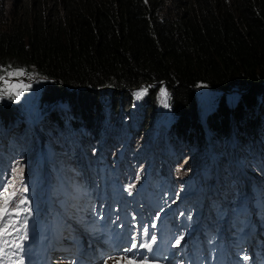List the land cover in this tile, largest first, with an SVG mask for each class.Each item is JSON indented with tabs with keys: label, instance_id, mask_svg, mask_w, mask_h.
Segmentation results:
<instances>
[{
	"label": "trees",
	"instance_id": "trees-1",
	"mask_svg": "<svg viewBox=\"0 0 264 264\" xmlns=\"http://www.w3.org/2000/svg\"><path fill=\"white\" fill-rule=\"evenodd\" d=\"M23 75L36 77L25 82L34 112L72 107L71 128L89 137L107 124L105 98L116 118L130 110L134 89L144 93L141 125L151 126L164 87L170 130L181 143L219 146L230 135L251 142L264 100V0H0V79ZM201 86L215 92L206 117L198 111ZM26 105L0 84L1 125L30 120ZM39 132L46 138V130ZM78 166L91 171L86 162ZM242 182L214 199V208L251 188L250 180ZM163 189L171 193L166 182ZM247 209L239 207L233 219L248 222Z\"/></svg>",
	"mask_w": 264,
	"mask_h": 264
},
{
	"label": "rangeland",
	"instance_id": "rangeland-1",
	"mask_svg": "<svg viewBox=\"0 0 264 264\" xmlns=\"http://www.w3.org/2000/svg\"><path fill=\"white\" fill-rule=\"evenodd\" d=\"M33 79L36 77L2 79V84L11 87L18 99L27 104L31 118L17 120L5 126L0 124V231L17 229L21 223H30L34 236L41 221L46 219L45 208L49 213L52 209H60L65 216L71 217V209L65 211L56 204L50 205L54 194L50 187L53 186L61 202H67L74 195V190H69V187L77 185V182L85 187L91 186L97 196L101 191L103 194H118L121 198L135 201L134 211L144 208L149 222L156 224L161 218L171 216L176 223L184 221L186 228L182 230L187 232L196 227L197 222L198 227L200 221H207L209 225H216L214 230L219 228V233L216 232L215 235H220L223 232V222L230 225L233 220V215L228 220L229 211H236L242 206L248 207L247 215L253 213V208L256 214L259 204L251 198L245 200L244 195L250 190H253V197L264 206V100L256 108V112L260 113L261 124L260 127L253 128L251 142L242 144L237 139L233 141V135L219 146L215 145L217 141L212 140L210 149L218 148L213 156L211 152L207 153L206 143L197 140L190 144L181 143V138L171 132L173 119L169 111L168 93L164 87L158 92L153 113L155 118L151 126L145 128L141 125L144 93L140 89H134V100H130V107L128 106L130 110L116 118L109 113L111 99L105 98L102 110L107 124L103 133L89 137L87 133L71 128L72 123L77 120L76 115L71 114L74 109L72 107L59 104L45 113L34 112L32 98L25 86V82ZM206 88H197L200 117H206L212 100L215 102V92H209ZM99 89L109 92L106 88ZM137 93L141 95L138 96ZM39 128L47 131L46 138L42 137ZM45 147H48V151ZM246 149L249 151L245 152ZM79 161L86 162L91 171L82 173ZM98 162H101L100 172L92 171ZM82 174L87 175L83 184ZM99 177L108 180L104 188L98 185ZM242 180H250L251 188L245 193L236 192L235 189L227 200L221 198L220 210L214 208V202L221 197V193L228 195L233 187L239 188ZM165 182L173 190L172 200L168 199L161 209H153L156 201L153 186L160 190ZM210 182L219 186H213V191ZM61 186L65 189L62 190ZM80 189V186L76 187L75 191ZM148 193L147 201L143 204L142 200ZM114 197L112 196L113 199ZM227 203L230 204L229 209H224ZM97 206L99 205L96 204ZM187 206H191L194 211L191 213ZM174 207H177L175 214L171 212ZM178 210H184L185 213L179 214ZM221 214L224 216L222 219L218 216ZM256 221L259 223L257 215ZM237 223L241 225L240 221ZM245 225L244 222L242 226ZM195 232L193 230L190 233L193 242L197 235ZM214 242L216 239L212 241L213 244ZM104 256L101 264H129L128 259L132 264H154L138 262L139 260L116 253L109 256L104 252Z\"/></svg>",
	"mask_w": 264,
	"mask_h": 264
},
{
	"label": "bare ground",
	"instance_id": "bare-ground-1",
	"mask_svg": "<svg viewBox=\"0 0 264 264\" xmlns=\"http://www.w3.org/2000/svg\"><path fill=\"white\" fill-rule=\"evenodd\" d=\"M81 189L79 191H75L76 186L70 185L69 190H74V195L69 198V201L67 202H61L60 199H58L57 193L54 191L53 187L52 191H54V194L52 195L53 197L50 199L51 203L50 205L52 206L53 204H56L60 206L63 210L68 211L71 209V217H67L64 215V213L60 209H52L48 215H47V222H46V228L50 231V234L47 235V238L53 243L55 249L58 247L63 242H66L65 236L72 231V225L81 222V221H87L84 219V217L79 216V213H81L83 210L86 208H89L91 211L95 210V207L92 205H89L87 202H85V198H89L90 201L94 202H99L103 199H105V196L103 195H96L93 193V191H90L88 187L87 190L82 188V185L80 184ZM84 187V186H83ZM205 190V189H204ZM146 192V191H145ZM112 197L111 195H109ZM113 199V198H112ZM113 201L116 204L117 208V214L122 215L123 213V207L122 205H119V199H117V196L114 197ZM191 205V204H190ZM109 205L106 206V211L105 213H108ZM254 208H253V213L251 215V218L248 222H246L245 226L238 225V221H235L232 217V222L230 225H227L226 223V228L223 233V235H239L241 236L242 240L244 241V246L250 247L254 245H259L261 241L264 240V227L261 225L260 221V214L258 211L256 214L254 213ZM258 210V209H257ZM259 214V215H258ZM88 215V214H87ZM256 215H257V220L259 223L256 221ZM142 213L138 215V217H141ZM230 218H228L229 220ZM251 221H254V223H250ZM88 223H94L93 220H88ZM201 223L196 229H193L195 231L201 230V231H207L210 229L211 225L206 221H200ZM227 222V220H226ZM178 228L180 229H185L186 228V223L184 221H181L178 223ZM247 228V229H245ZM217 230L212 229L211 232L206 233L205 235H201L197 233L195 237V242L191 240V234L187 238L190 246L188 248V252L191 255L196 256L201 250L202 252L207 255L209 250L212 249L216 242L214 244L212 241L216 239L215 233ZM241 232V233H240ZM169 232L164 231L163 236L166 238L168 236ZM182 237V234H178L176 239H180ZM222 238V237H221ZM220 238V239H221ZM218 257H221V254H217ZM228 262H230V257L225 256L224 257Z\"/></svg>",
	"mask_w": 264,
	"mask_h": 264
},
{
	"label": "clouds",
	"instance_id": "clouds-1",
	"mask_svg": "<svg viewBox=\"0 0 264 264\" xmlns=\"http://www.w3.org/2000/svg\"><path fill=\"white\" fill-rule=\"evenodd\" d=\"M212 146V145H211ZM211 149H210V143L207 145V153L209 152H211V154L213 155V147H212V150L210 151ZM214 156V155H213ZM206 160H208V154H207V156H206ZM100 177H101V175H100ZM101 179H103V178H101ZM204 181H206V180H204ZM210 185H211V189L213 190V186H215V187H218L219 185H216V183L215 182H210ZM153 189L154 190H157L158 192H159V194H160V196L164 199V200H168V199H170L172 196H173V190H172V188L171 187H169V189H171L170 191H171V193L169 194V195H167V192L168 191H166V190H164V189H160V190H158V189H156L154 186H153ZM168 189V190H169ZM214 191V190H213ZM252 192H253V190H250V191H248V192H246L245 193V200H247V198H251V199H253L256 203H258L259 204V209L257 210L258 211V213L260 214V221H261V224L263 225L264 223H263V219L264 218H262V216L264 215V206L261 204V202H259L258 200H256L255 199V197H253V195H252ZM204 198H205V196H206V191H204ZM205 202H208L207 200H205ZM229 206H230V204H228L227 203V205L225 206V207H223L224 209H229ZM191 206H187V209L188 208H190ZM242 208H244V206H242ZM184 209V208H183ZM186 209V208H185ZM191 209V213L194 211L193 210V208H190ZM239 210H236V211H232V210H230L229 211V214L227 215L228 216V218H230L231 216H232V213L233 212H238ZM244 211V210H243ZM243 211H241L242 213H243ZM218 212H220V211H218ZM190 213V214H191ZM219 217H220V219H222L224 216H223V214H221V215H218ZM231 219V218H230ZM198 223L199 222H197V225H198ZM223 224H224V227H223V232L220 234V235H216V244L213 246V247H211L212 249V251H213V253H214V256H215V258L216 259H221L225 254H226V252H227V250H228V245H227V243H225L226 241H229L231 238H233L234 236H236V235H233V234H229V235H223V233H224V231H225V228H226V223L225 222H223ZM197 225H196V227H197ZM216 225H214V226H212L211 225V227H210V229L209 230H207V231H205V234L206 233H209V232H211L212 231V229L215 227ZM196 227H194V228H196ZM263 227H264V225H263ZM194 228H192L191 230L193 231V229ZM219 229V228H218ZM218 229H217V232H218ZM222 231V230H221ZM219 233V232H218ZM222 237V238H221ZM221 238V239H220ZM217 254H221V257H218L217 256ZM236 256L238 257V258H240L242 261H241V263L240 264H246V261H250V264H264V240L263 241H261L260 242V244L259 245H255V246H250V247H246V246H244V244H243V249H242V251L241 252H237V254H236ZM245 257H246V259H245Z\"/></svg>",
	"mask_w": 264,
	"mask_h": 264
},
{
	"label": "snow or ice",
	"instance_id": "snow-or-ice-1",
	"mask_svg": "<svg viewBox=\"0 0 264 264\" xmlns=\"http://www.w3.org/2000/svg\"><path fill=\"white\" fill-rule=\"evenodd\" d=\"M137 95L139 96V95H141V93H137ZM151 239H152L153 242H154V241H155V236H152ZM180 239H183V237H180ZM180 239H178V240L176 241L177 244L180 243ZM136 247H137V245H136L135 243H133V244L131 245V248H136ZM140 247L150 248L151 245H150V244H141ZM129 250H130V249H129ZM245 259H246V257H245ZM129 264H132V261H129Z\"/></svg>",
	"mask_w": 264,
	"mask_h": 264
},
{
	"label": "water",
	"instance_id": "water-1",
	"mask_svg": "<svg viewBox=\"0 0 264 264\" xmlns=\"http://www.w3.org/2000/svg\"><path fill=\"white\" fill-rule=\"evenodd\" d=\"M25 76H26V75H23L21 78H18V77H5V78H11V79H13V80H22V79L25 78ZM27 77H28V76H26V78H27ZM3 78H4V77H3ZM3 78L0 79V84H2V82H3L2 79H3ZM234 91H239V90H233V91H228V92H229V93H232V92H234Z\"/></svg>",
	"mask_w": 264,
	"mask_h": 264
}]
</instances>
